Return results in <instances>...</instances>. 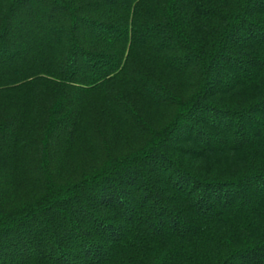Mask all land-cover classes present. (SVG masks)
<instances>
[{
	"label": "trees",
	"instance_id": "obj_1",
	"mask_svg": "<svg viewBox=\"0 0 264 264\" xmlns=\"http://www.w3.org/2000/svg\"><path fill=\"white\" fill-rule=\"evenodd\" d=\"M0 264H264V0H0Z\"/></svg>",
	"mask_w": 264,
	"mask_h": 264
}]
</instances>
